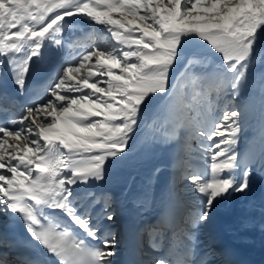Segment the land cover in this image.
I'll return each instance as SVG.
<instances>
[{
  "label": "snow or ice",
  "instance_id": "obj_1",
  "mask_svg": "<svg viewBox=\"0 0 264 264\" xmlns=\"http://www.w3.org/2000/svg\"><path fill=\"white\" fill-rule=\"evenodd\" d=\"M257 63L264 0H0V264H114L95 189L157 141L175 175L139 264H214L198 234L264 176V73L243 152L235 103Z\"/></svg>",
  "mask_w": 264,
  "mask_h": 264
},
{
  "label": "rangeland",
  "instance_id": "obj_2",
  "mask_svg": "<svg viewBox=\"0 0 264 264\" xmlns=\"http://www.w3.org/2000/svg\"><path fill=\"white\" fill-rule=\"evenodd\" d=\"M252 71L255 82L250 79L249 87L244 89L241 95L235 101L237 105L241 106L242 110H245V106H247L244 117V132L242 133L239 144L241 152H243L247 147L249 140L257 134L262 117L258 81L260 74L264 73V63H257ZM173 160L174 150L170 145L161 144L158 141L149 143H135L132 145V151L130 153L129 160L124 165L113 169L106 181L101 183L105 186L103 192H101V189L95 190L97 193H104L111 196L112 201L116 196L128 198L132 194L135 195L137 192H140L141 200H138L140 205L147 203V194H150L152 191L153 194L155 193V201L159 200L160 202L162 199V193L159 191L161 184L163 181H165L167 177L166 175H169L171 171L175 170L172 167ZM156 168L160 169V173L154 175V170ZM170 177L172 181L174 177ZM261 183L264 184V176L254 171L251 181V189L246 195H237L236 197L230 198L216 205L209 226L198 234L199 248L201 250H211V237L213 231H216L215 228L221 226L222 222L220 224L219 221L221 217H230L236 212H239L236 211L237 209L243 210L244 207L249 212V210L252 209L251 205L256 206L257 202H255V195L257 193L258 186ZM97 207L99 208L100 206L98 205ZM111 210L115 212L116 218L114 222H112V226L118 240L116 224L119 209H116V206H113ZM145 243L146 237L143 243V245H145V247L143 246L145 250L143 251V254L146 253ZM118 246L119 245L117 244L116 252ZM210 259L214 261V264L220 263L219 260H217V258L214 256H212Z\"/></svg>",
  "mask_w": 264,
  "mask_h": 264
},
{
  "label": "bare ground",
  "instance_id": "obj_3",
  "mask_svg": "<svg viewBox=\"0 0 264 264\" xmlns=\"http://www.w3.org/2000/svg\"><path fill=\"white\" fill-rule=\"evenodd\" d=\"M169 175L174 177L175 170L171 171ZM169 175H166L165 180L171 181ZM104 188V185L99 184L96 190L101 189V192H103ZM159 191L162 193L160 202L159 200L155 201V193L153 194L152 191L147 194V203L144 205H140L138 202V200H141L140 192L135 195L132 194L128 198L116 196L112 201V207L116 206V209L120 211L118 235L123 241L121 245H125L117 251V255L113 258L114 264L118 260V255L125 252L124 249L128 250L127 254H129L132 249L137 248L138 243H140L137 227H142L146 220L154 217L162 204L166 202L167 191L163 188H160ZM255 197L256 206L251 205L252 209L249 212L244 207L243 210L237 209L236 211L239 212L230 217H221L222 219L218 217L220 218V224L222 222L221 226L218 225V228L221 240L230 249L232 248L241 256L259 259L264 252V184H259ZM219 262V264H223L221 260Z\"/></svg>",
  "mask_w": 264,
  "mask_h": 264
}]
</instances>
